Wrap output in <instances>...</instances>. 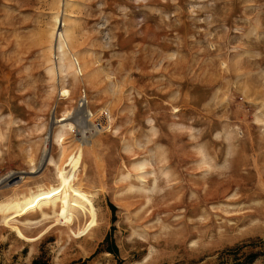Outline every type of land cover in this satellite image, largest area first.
<instances>
[{
    "label": "rangeland",
    "instance_id": "374dc122",
    "mask_svg": "<svg viewBox=\"0 0 264 264\" xmlns=\"http://www.w3.org/2000/svg\"><path fill=\"white\" fill-rule=\"evenodd\" d=\"M59 131L91 204L0 213V264H264V0H0V203Z\"/></svg>",
    "mask_w": 264,
    "mask_h": 264
},
{
    "label": "bare ground",
    "instance_id": "6f19581e",
    "mask_svg": "<svg viewBox=\"0 0 264 264\" xmlns=\"http://www.w3.org/2000/svg\"><path fill=\"white\" fill-rule=\"evenodd\" d=\"M55 18H57V15H55ZM63 34L69 38V31L64 29V31H61L58 33L59 39L58 43L54 42V36L55 31L54 29L47 31V51H48V61L51 60L52 53H58L60 56H65L68 59V65L67 67L73 68L76 70V72L79 71V63L78 60L71 55V53L68 51L64 39ZM54 42V43H53ZM51 55V56H50ZM63 64L60 65V70L62 68ZM53 67L49 69V72L52 74ZM80 134V133H79ZM81 138L82 136L85 138L87 136V133L80 134ZM90 136V135H88ZM57 141L60 142L61 146V154L59 157L58 162L55 163V177L56 179L61 183L62 187L57 188H50L47 189L43 186H37L34 191L30 192L28 195L23 196L21 199L18 200H12L8 202H1L0 203V213H2V216L10 211V210H16L18 212L19 216L27 214L30 210L39 209L42 204H51L53 206V212L54 215H56L61 220H65L68 217H74L75 213H78L79 211L81 213H85L88 209L87 204H91V201L89 199L84 198L85 192L80 187L76 186L74 188L69 187V179L74 177L75 173H67L66 168L71 166L74 160L75 152L73 149H67L66 146L63 143V131H59L56 134ZM89 137H87L88 139ZM50 158V157H49ZM47 155H46V161H47ZM49 162H52V159L48 160ZM47 161V162H48ZM145 165V164H144ZM142 163L139 165L140 167L144 166ZM166 173V172H164ZM153 188H156V184H154ZM59 205V211H57L56 206ZM43 216H46L47 213L45 211H42ZM94 223V220H93ZM21 234V233H20Z\"/></svg>",
    "mask_w": 264,
    "mask_h": 264
},
{
    "label": "trees",
    "instance_id": "16d2710c",
    "mask_svg": "<svg viewBox=\"0 0 264 264\" xmlns=\"http://www.w3.org/2000/svg\"><path fill=\"white\" fill-rule=\"evenodd\" d=\"M111 211L114 213L116 207L114 205H110ZM114 218V217H113ZM103 243H107L108 246L106 250L108 252H111L115 255L118 254V248L117 245L115 244L114 240L110 237V234H107L105 238L103 239ZM255 255L254 254H249L247 255L246 259L243 262H235V263H230V264H250L254 260ZM30 264H49L47 259H43L42 256H39L37 258H34Z\"/></svg>",
    "mask_w": 264,
    "mask_h": 264
}]
</instances>
